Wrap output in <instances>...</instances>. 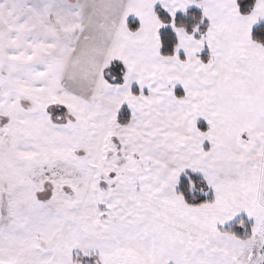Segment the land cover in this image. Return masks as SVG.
Here are the masks:
<instances>
[{"label": "snow or ice", "instance_id": "6c2138e0", "mask_svg": "<svg viewBox=\"0 0 264 264\" xmlns=\"http://www.w3.org/2000/svg\"><path fill=\"white\" fill-rule=\"evenodd\" d=\"M0 264H264V0H0Z\"/></svg>", "mask_w": 264, "mask_h": 264}]
</instances>
